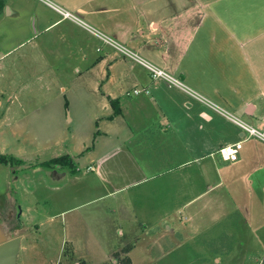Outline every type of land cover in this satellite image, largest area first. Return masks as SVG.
Returning <instances> with one entry per match:
<instances>
[{
	"label": "crops",
	"instance_id": "crops-1",
	"mask_svg": "<svg viewBox=\"0 0 264 264\" xmlns=\"http://www.w3.org/2000/svg\"><path fill=\"white\" fill-rule=\"evenodd\" d=\"M148 65L166 77L154 76ZM25 78L38 89L28 108L25 96L35 87L27 89ZM110 99H117L118 112ZM44 109L57 132L23 133L32 111L33 120L40 111L38 118L49 117ZM0 112L1 122L17 120L0 129V152L37 163L10 184L18 210L47 202L37 184L61 189L80 180L56 199L86 195L68 212L93 203L99 216H112L114 232L126 235L99 264L116 252L139 264L138 250L151 262L184 241L175 228L189 217L195 235L229 212L227 198L217 197L226 186L255 182L264 191V178L249 167L259 156L257 144L232 161L218 153L245 134L237 128L233 136L223 115L264 133V0H0ZM57 156L68 157L67 164H38ZM217 156L240 165L223 166ZM41 218L55 221L52 212ZM257 249L244 254L248 264H264V250Z\"/></svg>",
	"mask_w": 264,
	"mask_h": 264
},
{
	"label": "rangeland",
	"instance_id": "rangeland-1",
	"mask_svg": "<svg viewBox=\"0 0 264 264\" xmlns=\"http://www.w3.org/2000/svg\"><path fill=\"white\" fill-rule=\"evenodd\" d=\"M25 85L27 89L29 86H32L30 89H33L35 87L33 78H25ZM36 90L38 91L35 87L31 92L26 93L25 106L27 108L32 105L33 99L36 98ZM28 99H30V101ZM17 112V110H13V113L10 112V114L16 115ZM25 112L28 113L31 111L25 110ZM33 112L34 111L23 121V133L37 132L39 135H47L57 132L59 125L55 121L53 114H50L44 109L43 112H47L49 117L45 119L43 116L41 119L38 118V115L41 113L40 111L36 112V118L33 120ZM0 118H3L2 112H0ZM223 118L231 121L230 123L234 126L231 133L232 135L236 132L237 128L243 129L236 121L231 119L230 116L223 115ZM11 119L12 118H7V121L5 120L3 122H1V120L0 129L7 130L9 123L13 121L17 123V120ZM33 121L40 124L42 122V126H35ZM43 130L46 131L42 133ZM246 134L245 132V135ZM235 138L240 139L241 136L237 134ZM10 142L13 145L15 144L13 141ZM220 142L225 144L229 142V140L222 139ZM256 144L258 145L257 154L260 157L258 156L256 159L250 161L249 167L258 171L256 174H258L257 176H259V180H261L264 178V141L256 136L247 138L242 141L239 154L245 152L247 155L248 152H252V148ZM30 145L31 140L25 144L28 150H31ZM218 146L219 145L213 150L215 151ZM12 150L13 149L8 148L7 151ZM217 159L218 163L221 165L223 164V166L234 168L240 165L239 161L222 162L218 156ZM34 160L35 159L31 158L28 161L22 160V163L19 165L10 166L9 170L5 166L3 168L0 164V239L22 235L16 264H86L83 259L90 263L99 264L105 261L111 250V246L125 241L126 236H119V232L113 231L112 220L109 219V217L111 218L112 216H99L96 210L97 206L93 203H84L75 208L76 211L68 212L67 208L72 204L88 200L86 199L88 197L83 194L64 201L63 199H56L60 198V195H64L69 188L74 189L79 187L81 184L80 180L66 181V186L61 189H49L44 183L37 184V190L40 191L41 195H45L47 202L42 198H40L39 201L36 200L35 204L31 202L30 206H33V211L24 209V213H22V208L20 215L17 216L19 211L17 205V201L19 200L18 193L16 187L13 185L10 186V184L15 183L14 176L17 175L18 171L37 165H30ZM242 165H244V162H242ZM4 169L7 172V181L5 180ZM31 174L32 178L37 181L38 173L34 172ZM49 179L54 183L51 177ZM200 185H202V182H200L198 186ZM236 185L237 184H235V186ZM253 185V188H244L243 186L242 189H239V187L226 186L225 189L217 195V197L220 198H227V204L225 205H227L229 212L224 214V217L214 222L207 230L195 233V235H193L194 229L190 222L192 217H189V221L185 220L182 226L179 225L175 228L177 229L175 230V236H179V238L184 240L182 243L177 247L175 246L164 255L154 256L151 262H148V260L146 261L138 250L135 254L136 262L139 264H144V262L145 264H248L250 261L247 257H249L251 253H256L258 251L257 248H259L260 251L264 250V191L260 183L255 184L254 182ZM186 192L190 193L189 190H186ZM217 209L223 210L224 212V207L222 205H218ZM49 212L54 214L53 219H55V221L53 223L50 221L42 222L41 215L45 213L48 214ZM196 216L198 217V215H195V217ZM70 218L71 221H68ZM66 219L68 220L66 221ZM176 223L177 222L174 221V224ZM121 224H123V226L127 225V223L122 222ZM37 226H39L38 229ZM170 235L171 233H169V236ZM67 237L68 241L65 243V238ZM166 237L167 236H163L154 239V246L159 247V242L162 243V240ZM71 241L75 243L78 248H74ZM128 245L129 244L126 246ZM230 248L234 251L232 258L230 257L231 254H228ZM74 251L75 253H80L79 256L82 257V259L75 255L73 253ZM246 253H248L249 256L246 255V259H244V254ZM218 256L219 261H216ZM255 256H258V254ZM118 257L119 256L113 253L107 264H119V262H117ZM122 263L126 264L123 260Z\"/></svg>",
	"mask_w": 264,
	"mask_h": 264
},
{
	"label": "built area",
	"instance_id": "built-area-1",
	"mask_svg": "<svg viewBox=\"0 0 264 264\" xmlns=\"http://www.w3.org/2000/svg\"><path fill=\"white\" fill-rule=\"evenodd\" d=\"M64 14L66 16H70V13L68 11H64ZM148 67L152 71V74L154 76L166 77V75L164 74L162 69H159L153 65H148ZM230 118H232L234 121H236L243 128V130L247 133L246 135L244 133H242V136L239 140H237L231 144L222 145L221 147L218 148V153L220 154V156L224 160L232 161V160H236L238 158V151H239V148L241 147V142L244 139H247L251 136H256V137H258L264 141V133L259 131L256 127L249 125V124L245 123L244 121H241L238 118H235L232 116H230Z\"/></svg>",
	"mask_w": 264,
	"mask_h": 264
},
{
	"label": "trees",
	"instance_id": "trees-1",
	"mask_svg": "<svg viewBox=\"0 0 264 264\" xmlns=\"http://www.w3.org/2000/svg\"><path fill=\"white\" fill-rule=\"evenodd\" d=\"M110 103L113 106L114 112H118L119 111V107L117 105V99H110ZM64 159L66 160V163L64 161ZM67 159L69 160L68 157L65 156H57V157H51L48 160L42 161L41 163L38 164H44V165H65L67 164ZM0 161H3L5 163H8L10 166H15V165H19L20 163H22V159L16 157L15 155H13L12 153H8V152H0ZM34 164V163H31ZM37 164V163H35ZM15 168V167H13ZM118 257L117 262H119V264H123L122 260L126 262V264H132L131 259L128 255H120L119 252L115 253ZM120 259V260H119Z\"/></svg>",
	"mask_w": 264,
	"mask_h": 264
},
{
	"label": "water",
	"instance_id": "water-1",
	"mask_svg": "<svg viewBox=\"0 0 264 264\" xmlns=\"http://www.w3.org/2000/svg\"><path fill=\"white\" fill-rule=\"evenodd\" d=\"M21 208L17 216L20 215ZM20 235L0 239V264H16L17 254L20 246Z\"/></svg>",
	"mask_w": 264,
	"mask_h": 264
}]
</instances>
